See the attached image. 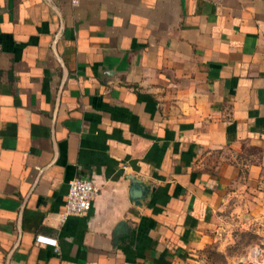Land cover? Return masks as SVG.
<instances>
[{
  "label": "crops",
  "instance_id": "0c3cea01",
  "mask_svg": "<svg viewBox=\"0 0 264 264\" xmlns=\"http://www.w3.org/2000/svg\"><path fill=\"white\" fill-rule=\"evenodd\" d=\"M228 227L264 250V0H0V264H194Z\"/></svg>",
  "mask_w": 264,
  "mask_h": 264
},
{
  "label": "rangeland",
  "instance_id": "374dc122",
  "mask_svg": "<svg viewBox=\"0 0 264 264\" xmlns=\"http://www.w3.org/2000/svg\"><path fill=\"white\" fill-rule=\"evenodd\" d=\"M224 233L226 243L221 247L210 244L197 250L194 264H239L247 261L259 264L250 256L253 248V253L258 249L256 247L263 248L258 244L259 235L254 230L241 232L228 227Z\"/></svg>",
  "mask_w": 264,
  "mask_h": 264
},
{
  "label": "built area",
  "instance_id": "2783aa9c",
  "mask_svg": "<svg viewBox=\"0 0 264 264\" xmlns=\"http://www.w3.org/2000/svg\"><path fill=\"white\" fill-rule=\"evenodd\" d=\"M73 2L77 4L79 0H73ZM93 183V181L85 176H77L68 183V192L63 217L86 214L92 209L94 199L98 194V189ZM57 241L58 240L55 237L43 234L38 235L35 242L40 245L45 244L52 246L57 250ZM257 248L259 261L256 258H254V260L259 264H264V256H262L264 250H261L259 247Z\"/></svg>",
  "mask_w": 264,
  "mask_h": 264
},
{
  "label": "water",
  "instance_id": "95a60500",
  "mask_svg": "<svg viewBox=\"0 0 264 264\" xmlns=\"http://www.w3.org/2000/svg\"><path fill=\"white\" fill-rule=\"evenodd\" d=\"M129 180L131 181V185H132V192L134 195V200L137 201V203H140L142 200V198H144L147 194L148 187L144 186V182L140 179L135 178L134 176H130ZM122 226V224L120 225V227ZM264 256V252L262 254Z\"/></svg>",
  "mask_w": 264,
  "mask_h": 264
},
{
  "label": "bare ground",
  "instance_id": "6f19581e",
  "mask_svg": "<svg viewBox=\"0 0 264 264\" xmlns=\"http://www.w3.org/2000/svg\"><path fill=\"white\" fill-rule=\"evenodd\" d=\"M257 250L258 249H256V251L254 252V256L256 257V258H258L259 256H258V252H257ZM263 256V255H262Z\"/></svg>",
  "mask_w": 264,
  "mask_h": 264
}]
</instances>
